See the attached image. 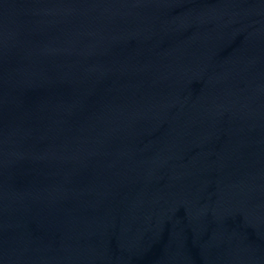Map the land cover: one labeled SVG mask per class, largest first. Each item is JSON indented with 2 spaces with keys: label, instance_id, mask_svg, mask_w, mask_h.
<instances>
[{
  "label": "water",
  "instance_id": "water-1",
  "mask_svg": "<svg viewBox=\"0 0 264 264\" xmlns=\"http://www.w3.org/2000/svg\"><path fill=\"white\" fill-rule=\"evenodd\" d=\"M0 264H264V0H0Z\"/></svg>",
  "mask_w": 264,
  "mask_h": 264
}]
</instances>
